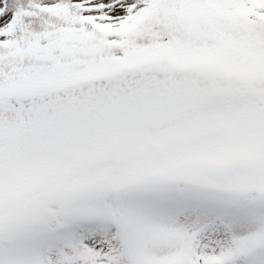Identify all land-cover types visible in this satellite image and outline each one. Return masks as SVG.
<instances>
[{
  "label": "snow or ice",
  "instance_id": "6c2138e0",
  "mask_svg": "<svg viewBox=\"0 0 264 264\" xmlns=\"http://www.w3.org/2000/svg\"><path fill=\"white\" fill-rule=\"evenodd\" d=\"M0 264H264V0H0Z\"/></svg>",
  "mask_w": 264,
  "mask_h": 264
}]
</instances>
